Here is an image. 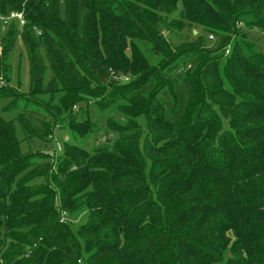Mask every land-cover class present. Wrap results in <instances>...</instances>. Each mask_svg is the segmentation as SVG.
I'll use <instances>...</instances> for the list:
<instances>
[{
	"label": "trees",
	"instance_id": "1",
	"mask_svg": "<svg viewBox=\"0 0 264 264\" xmlns=\"http://www.w3.org/2000/svg\"><path fill=\"white\" fill-rule=\"evenodd\" d=\"M1 26L3 108L23 94L53 119L20 113L26 140L55 141L62 112L71 138L24 153L0 111V264H264V52L247 37L264 0H0ZM188 26L176 49L165 32ZM18 35L28 94L5 73ZM88 102L116 135L91 150Z\"/></svg>",
	"mask_w": 264,
	"mask_h": 264
},
{
	"label": "rangeland",
	"instance_id": "2",
	"mask_svg": "<svg viewBox=\"0 0 264 264\" xmlns=\"http://www.w3.org/2000/svg\"><path fill=\"white\" fill-rule=\"evenodd\" d=\"M177 13H174L169 16L171 19L173 16H176ZM6 31L5 26L0 27L1 34H4ZM198 32H201V29L195 26H188L184 27L183 29L179 28H172L165 32V36L169 41H171L172 45L177 49L180 48L184 44H188L192 41L194 35ZM240 33H246V30H240ZM248 39L255 42V48L259 52H264V32L260 31L258 28H252L248 30L247 33ZM139 45H141L142 50L145 51V54L148 56L151 62L156 63L159 60V56L157 57L154 54H151L150 51L147 50V45L143 42L137 41ZM3 46L0 43V51L2 50ZM228 50H226L227 52ZM7 62L10 64V67L5 70L7 76H11L10 78V85L18 88L24 94H28L30 91V62L29 56L20 35L17 36L15 45L13 49L8 54ZM111 81H120L124 82L127 79V76L117 72L113 73L109 76ZM129 78V76H128ZM59 96L53 100V104H59ZM18 99H22L23 101H17V105L11 109L10 106L7 108L5 107L7 104L10 103L11 98H2L0 99V111L4 118L6 119H13L15 131L18 140L20 141V148L21 151L26 152H40L46 153L52 156L54 152L56 154L59 153V149L62 147V143L65 140L71 138L70 129L68 127V116L66 113H61L59 116V120L56 122L55 127L53 129V139L55 141H39V140H26L23 135V131L20 126V122L18 120V116L20 113H24L26 117H29L35 124L40 125L41 120H45L44 122L52 121V117L49 116L48 112L43 109L42 106H37L31 103L30 100H25L24 95H20L17 97ZM40 101L43 102V105L49 106L48 100L49 95H42L38 97ZM85 106V104L83 103ZM87 110L83 114L79 115V120L88 119L90 122L96 125L97 132L91 134L85 142V147L91 150L95 145L105 141L106 139H114L116 137L115 134L108 131L104 126L103 117H101V113H99V107L94 102H88L86 105ZM76 111V108L73 109ZM59 114V112H57ZM82 115V116H81ZM81 215H78L75 220H80L83 218Z\"/></svg>",
	"mask_w": 264,
	"mask_h": 264
},
{
	"label": "built area",
	"instance_id": "3",
	"mask_svg": "<svg viewBox=\"0 0 264 264\" xmlns=\"http://www.w3.org/2000/svg\"><path fill=\"white\" fill-rule=\"evenodd\" d=\"M12 19H17L20 23V25H23L25 23L24 16L22 12H13L11 13L6 19H4L5 22L12 20ZM212 38V36H210Z\"/></svg>",
	"mask_w": 264,
	"mask_h": 264
},
{
	"label": "water",
	"instance_id": "4",
	"mask_svg": "<svg viewBox=\"0 0 264 264\" xmlns=\"http://www.w3.org/2000/svg\"><path fill=\"white\" fill-rule=\"evenodd\" d=\"M104 81V80H103Z\"/></svg>",
	"mask_w": 264,
	"mask_h": 264
}]
</instances>
